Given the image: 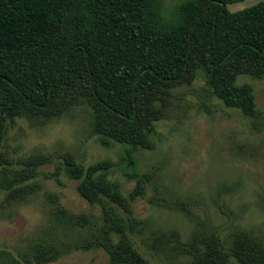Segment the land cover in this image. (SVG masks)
I'll return each mask as SVG.
<instances>
[{
    "label": "trees",
    "instance_id": "16d2710c",
    "mask_svg": "<svg viewBox=\"0 0 264 264\" xmlns=\"http://www.w3.org/2000/svg\"><path fill=\"white\" fill-rule=\"evenodd\" d=\"M242 1L184 0L165 16L162 0H0V190L31 179L43 164L29 158L11 167L1 153L9 124H47L72 108L87 109L97 142L122 148L134 188L120 193L107 178L109 161L84 167L66 159L63 167L81 198L108 201L129 217L103 208L109 228L121 235L110 249L112 264H146L124 236L139 223L132 203L147 179L135 155L153 148L171 90L201 76L225 106L255 114L252 87L236 81L264 78V2L227 9ZM200 241L198 264H264L263 245L244 234L228 249L216 235Z\"/></svg>",
    "mask_w": 264,
    "mask_h": 264
},
{
    "label": "rangeland",
    "instance_id": "374dc122",
    "mask_svg": "<svg viewBox=\"0 0 264 264\" xmlns=\"http://www.w3.org/2000/svg\"><path fill=\"white\" fill-rule=\"evenodd\" d=\"M184 0H162V12ZM264 2L227 5L230 12ZM249 84L254 116L227 107L198 76L171 90L152 136L151 150L135 155L147 176L144 193L132 203L139 223L124 236L146 264H198L201 239L216 235L225 249L237 234L264 247V78L240 76ZM3 156L14 170L20 161L40 158L34 177L0 190V264H112L110 249L121 235L105 221L103 208L129 218L105 201L89 203L66 173L71 159L87 167L112 164L107 178L123 196L135 179L119 145L104 147L93 135L89 111L75 107L47 124L16 119L9 124ZM11 177V175L9 176Z\"/></svg>",
    "mask_w": 264,
    "mask_h": 264
}]
</instances>
